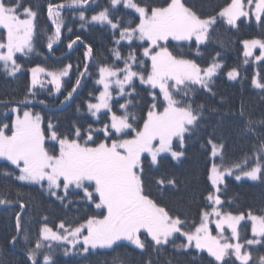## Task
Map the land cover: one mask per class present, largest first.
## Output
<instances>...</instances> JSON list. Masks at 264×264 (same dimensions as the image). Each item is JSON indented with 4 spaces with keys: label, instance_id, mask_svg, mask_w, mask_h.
I'll return each instance as SVG.
<instances>
[{
    "label": "snow or ice",
    "instance_id": "snow-or-ice-1",
    "mask_svg": "<svg viewBox=\"0 0 264 264\" xmlns=\"http://www.w3.org/2000/svg\"><path fill=\"white\" fill-rule=\"evenodd\" d=\"M95 3L96 0L49 3L47 15L55 30L48 36L47 47L51 52L53 43L61 38L65 9L78 10L73 15H78L83 29L87 30L89 24H99L111 31L113 46L109 51L114 59L99 62L96 83L103 86V91L97 103L87 104L90 115L101 121L102 126L94 127L89 123L85 127L74 123L67 132H62L51 120L46 129L42 127L44 118L40 113L24 110L21 114L19 105L27 107L33 103L29 97L36 96L37 85L44 86L38 74L51 77L48 82L59 93L61 79L68 76L71 64L58 71H47L39 66L31 68V85L24 100H0V104L14 114L10 124L0 119V162H3L0 180L5 182L0 187V206L15 204L19 209L14 216L15 234L10 237L11 245L15 247L21 235L25 245L31 243L23 217L33 198L28 194V200H25V194L17 191L12 199V190L7 183L15 180L37 186L42 194L54 198L65 208L73 204V197H76L77 203L97 210L83 222L66 224L61 221L59 229L62 231H53L46 223L48 217L44 216L45 223L35 246L26 249L27 261L31 264H41V255L43 264H54L53 242L70 244L73 249L82 245L77 254L113 249L128 242L140 253L147 254L144 264H161L160 257L168 246L178 253L191 254L192 249L206 251L215 264H235L236 261L249 264L252 257L244 250L245 245H264V215L224 212L219 207L223 203L219 193L220 185L225 184L228 176L234 175L237 181L242 177L264 181V117L254 119L247 113L243 100L238 108L228 105L223 97H219L218 104L211 103L218 96L215 78L222 74L225 65L218 59L220 52H216L206 66L196 57H202L201 45L213 42L218 18L236 28L242 17L251 20L254 16L256 23L264 26V0H230L216 16L208 17H201L186 5L185 0H163V3L108 0L107 6L88 18L85 12ZM121 8L131 11L120 15ZM37 15V11L25 6L23 0H0V29L3 30L0 33V71L9 77L16 78L22 71L23 65L18 63L17 54L28 57L35 52L33 38ZM137 18L138 23L135 22ZM77 41L84 45L85 59L92 60L94 49L81 36L70 40L67 47L72 49ZM242 43L245 65L256 48L260 49V54L254 59L264 61V39ZM174 48L181 51H173ZM185 48L189 53L195 48V56L184 53ZM84 69L81 76L88 73L87 64ZM226 75L228 80L237 81L241 74L232 68ZM113 85L118 89L116 97L113 96ZM251 85L264 93V77H253ZM79 86L77 79L76 86L61 103L71 100ZM141 91L150 100L143 114H138L137 97ZM205 94L208 100L200 102L199 97ZM114 99L119 105V113L113 111ZM13 103L17 106L9 107ZM38 103L45 104V101ZM102 110H106V115L110 114L106 122L99 115ZM2 115L7 119L9 112ZM213 116L216 117L214 125ZM227 117H231V124L226 129ZM209 126L211 131L206 143L211 148L212 163L208 179L214 191H208L205 196L207 205L202 208L199 220L189 223L187 217L171 214L161 203L170 190L177 188L176 179L156 178L158 195L154 196L148 177L151 168L158 169L168 157L181 162L189 142ZM229 130L237 136L254 137L258 141L253 144V164H249V158L243 164H227L224 133ZM146 162L151 168L145 167ZM245 219L251 221L252 238L240 243L238 226ZM213 223L217 235H212L210 225ZM225 228L231 231L230 237L224 235ZM181 237L183 241L177 244ZM232 240L237 242L232 243ZM44 248L49 251L42 252ZM63 254H69L67 248L63 249ZM259 259L260 264H264V256ZM0 264H5L4 259L0 258ZM119 264L125 262L121 260ZM166 264H173V260L166 259Z\"/></svg>",
    "mask_w": 264,
    "mask_h": 264
},
{
    "label": "trees",
    "instance_id": "trees-1",
    "mask_svg": "<svg viewBox=\"0 0 264 264\" xmlns=\"http://www.w3.org/2000/svg\"><path fill=\"white\" fill-rule=\"evenodd\" d=\"M63 0H23L25 6H31L38 15L36 18V35L34 36L35 52L28 57L17 54L18 63L23 65L22 71L17 73L16 78L7 76L3 71H0V100L22 101L28 95V90L31 85L33 67H43L47 71H58L65 66L71 64L69 74L62 79V89L59 93H55L50 86L47 88L36 87L35 97H29L33 103L27 105L20 104V111L31 110L34 113H40L44 118L43 127L47 128V123L51 120L56 124L62 132H67L74 123L81 124L87 127L89 123L94 127H101V121H97L92 117L87 110V104L97 100L100 94L101 87L96 83L98 77L99 62H112L114 59L109 51L113 46L112 34L107 26L99 24L87 25V30L80 27V21L76 9H65L62 13L65 16V27L62 28V35L59 41L53 43V50L50 52L47 43L48 36L54 33V26L47 15V6L49 3L58 4ZM145 2L163 3V0H145ZM187 6L191 7L201 17L216 16L230 0H185ZM108 5V0H96L85 12L88 18L98 12L101 8ZM131 10L120 9V15ZM131 19V17H129ZM138 23V18L135 20ZM238 27L233 28L226 23V20L219 18L217 24L214 25L215 32L213 33L214 40L207 46L201 45L200 50L202 57H196L198 62L206 66L216 52H220L218 58L224 65L222 74L215 78V89L218 96L211 103H217L219 97H223L228 105L233 108H238L241 100L245 102L247 113L251 114L254 119L264 117V93L261 90L255 89L251 85L253 77L258 79L264 77V61L255 62L253 58H248L249 63L244 64L245 57L243 55L244 46L242 41L251 39H264V26L257 24L256 21L241 18ZM72 31L68 32L67 29ZM0 33L3 30L0 29ZM79 35L83 41L90 44L93 49L94 58L92 60L85 59L84 45L77 41L72 49L67 47L70 40H74ZM173 45L176 43L171 42ZM221 43L223 47H221ZM173 51H181L179 48L172 49ZM195 48L191 53L188 49H183V52L195 56ZM126 54V49H125ZM119 63V62H117ZM88 65V73H84V66ZM236 68L240 72V77L237 81L227 79L226 72ZM260 74L257 76V74ZM38 75H41L38 74ZM42 76V75H41ZM77 79L80 80V86L73 93L72 99L64 103L67 93L76 86ZM141 88L143 86H140ZM39 100H44L45 104L38 103ZM150 97L144 92H140L137 97L138 114H143L146 109ZM200 102L208 100L207 94L199 97ZM123 102V98H121ZM113 111L119 113V105L113 100ZM17 106L15 103L9 107ZM79 109V111L77 110ZM8 111L4 105L0 104V119L5 123H11L13 114L9 112L7 119L3 117V113ZM102 112L99 114L104 121L110 114ZM216 123V117H212V125ZM231 124V117L226 118V129ZM211 131V126L202 130L199 137H194L189 142L186 151V156L181 162H176L170 157L164 159L160 166L151 168L148 162L145 163L146 168H151L148 179L152 181L150 188L152 194L157 196L156 178H175L177 188L170 190L162 199L161 203L173 215L187 217L189 223L192 220H199L202 208L207 205L205 196L208 191H213L211 182L208 179L209 169L211 167V148L206 141L208 133ZM224 139L226 142L225 157L227 164L233 165L236 163L243 164L246 158H249V164H253L251 159L253 153V144L258 143L254 137H241L233 132L225 131ZM202 145H204L202 147ZM0 167H3V162H0ZM12 166H9L11 168ZM5 182L0 180V187H3ZM7 187L11 188V198L15 199L16 192L24 193V199L28 200V194H31L32 201L26 209V215L23 217L24 226L27 228L31 243L25 245L22 235L19 238L18 244L14 247L10 243V237L14 232V216L18 211V206L13 204L10 206H0V258L4 259L5 264H31L27 261L26 249L34 247L35 241L38 239L39 231L43 223L44 216L48 219L46 223L53 230L59 227L61 221L83 222V220L97 211L94 207H84L77 203L78 198L73 197V204L67 208L63 207L54 198L42 194L37 186L27 185L19 181L10 180ZM223 203L220 208L224 212H229L232 215L244 214L247 216L249 212L254 215H264V181L257 180H241L237 181L233 177H226L225 184L221 186L219 193ZM210 210V209H209ZM242 238L250 237L251 224L245 221L240 225ZM183 237L176 241L180 244ZM47 243V242H45ZM54 244V243H53ZM69 248L66 245L54 244L53 260L54 264H119V261H124L125 264H144L147 254H142L138 249L128 243H122V246L109 250L90 251L86 254H63V249ZM46 253L49 250L44 248L41 250ZM252 259L249 264H260V257L264 256V245H255L250 248ZM191 254L178 253L171 246L167 247L166 253L160 257L161 264H166V259L173 260V264H215L212 257L206 252H198L195 249L190 250ZM43 264V256L39 257ZM155 259V258H154ZM235 260L234 257L231 258ZM235 264H239L236 261Z\"/></svg>",
    "mask_w": 264,
    "mask_h": 264
},
{
    "label": "rangeland",
    "instance_id": "rangeland-1",
    "mask_svg": "<svg viewBox=\"0 0 264 264\" xmlns=\"http://www.w3.org/2000/svg\"><path fill=\"white\" fill-rule=\"evenodd\" d=\"M243 18V17H242ZM219 19V18H218ZM217 19V20H218ZM247 19V18H246ZM249 20V19H248ZM251 20H253V21H255V18H254V16L251 18ZM237 23H238V21H237ZM172 42H174V43H176L175 41H172ZM123 43V42H122ZM260 54V49L259 48H256V49H253V56L252 57H249V58H253V60L257 63V61L254 59V57L255 56H258ZM260 62V61H259ZM42 75V76H41ZM41 75H38V77H39V79L41 80V81H43L44 82V86H43V88H47V87H49L50 88V86H52L53 87V91L55 92V93H57L56 91H55V87H54V85L53 84H51V83H49L48 81H50L51 80V77H48V76H46L45 74H43V73H41ZM62 79H63V77H62ZM62 79H61V85H62ZM99 85V84H98ZM100 87H101V91L100 92H102L103 91V86L102 85H99ZM37 87H40V85H37ZM41 88V87H40ZM49 88H47V89H49ZM61 89H62V86H61ZM112 92H113V96L114 97H116V95H117V92H118V89H116L115 88V86L113 85V88H112ZM100 95V94H99ZM99 95H98V97H99ZM97 97V98H98ZM98 102V99L95 101V102H93V103H97ZM14 107V106H13ZM10 112V111H9ZM22 112L23 111H21V114H22ZM102 112H106V110H102ZM101 112V113H102ZM11 113V112H10ZM89 113V112H88ZM100 113V114H101ZM90 114V113H89ZM13 119H14V114H13ZM42 127H43V125H42ZM7 131V130H6ZM10 134V133H9ZM228 177H233L234 179H235V176L233 175V176H228ZM241 180H249L248 178H246V177H242L241 178ZM241 180H239V181H241ZM223 185V184H222ZM222 185H220V188H221V186ZM213 191H214V189H213ZM220 195V194H219ZM221 198V197H220ZM222 200V199H221ZM220 207V206H219ZM212 219L213 220H215L216 218L215 217H212ZM245 221H248L250 224H251V221L250 220H247V219H245V220H243V221H241L240 222V225L242 224V223H244ZM240 225L238 226V231L240 232V243H243L244 242V240L246 239V238H242V234H241V230H240ZM210 227H211V229L213 230L212 231V235H217V232L215 231V224L213 223V224H211L210 225ZM53 231H62V230H60L59 229V227L56 229V230H53ZM224 235L225 236H228V237H230L231 236V231L229 230V229H227V228H225V233H224ZM250 238H252V233H250V237H248L247 239H250ZM232 243H236L237 241L236 240H232L231 241ZM54 244H55V242H53ZM124 243H128V242H124ZM129 244V243H128ZM131 245V244H130ZM68 248H69V254H74V253H76L77 252V250H79L80 248H82V245H77L76 246V249H73L72 248V246L69 244V245H66ZM131 246H133V245H131ZM255 245H252V246H248V245H245V249L244 250H247V251H249L250 253H251V251H250V248H252V247H254ZM134 247V246H133ZM97 250H109V249H97ZM90 251H92V250H90ZM89 251V252H90ZM96 251V250H95ZM206 252V251H205ZM207 253V252H206ZM83 255L84 254H86V253H82ZM235 258V257H234Z\"/></svg>",
    "mask_w": 264,
    "mask_h": 264
}]
</instances>
